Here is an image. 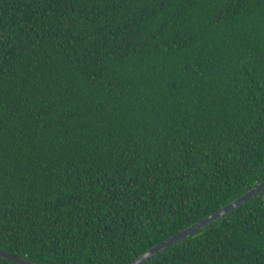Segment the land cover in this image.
Listing matches in <instances>:
<instances>
[{
    "label": "trees",
    "instance_id": "obj_1",
    "mask_svg": "<svg viewBox=\"0 0 264 264\" xmlns=\"http://www.w3.org/2000/svg\"><path fill=\"white\" fill-rule=\"evenodd\" d=\"M262 182L264 0H0V252L130 264ZM141 264H264V191Z\"/></svg>",
    "mask_w": 264,
    "mask_h": 264
},
{
    "label": "water",
    "instance_id": "obj_2",
    "mask_svg": "<svg viewBox=\"0 0 264 264\" xmlns=\"http://www.w3.org/2000/svg\"><path fill=\"white\" fill-rule=\"evenodd\" d=\"M264 191V182L260 183L259 185L255 186L254 188L247 191L245 194H243L238 199L234 200L233 202L229 203L225 207H222L218 211L214 212L213 214L209 215L208 217L204 218L200 222L188 227L185 230L180 231L178 234L172 236L171 238L167 239L166 241L158 244L157 246L149 249L142 255H140L138 258H136L134 261H132L130 264H141L146 259L154 255L155 253L159 252L160 250L184 239L185 237L192 235L194 232L200 230L201 228L205 227L208 223H211L217 219H219L221 216L225 215L226 213L230 212L231 210L238 207L240 204L246 202L250 198L256 196L260 192ZM0 258L6 261H9L12 264H32L27 261L12 257L10 255H7L3 252H0Z\"/></svg>",
    "mask_w": 264,
    "mask_h": 264
}]
</instances>
